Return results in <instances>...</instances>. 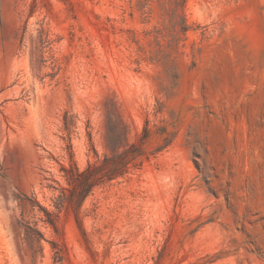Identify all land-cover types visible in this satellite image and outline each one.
<instances>
[{
	"label": "rangeland",
	"instance_id": "374dc122",
	"mask_svg": "<svg viewBox=\"0 0 264 264\" xmlns=\"http://www.w3.org/2000/svg\"><path fill=\"white\" fill-rule=\"evenodd\" d=\"M0 264H264V0H0Z\"/></svg>",
	"mask_w": 264,
	"mask_h": 264
},
{
	"label": "trees",
	"instance_id": "16d2710c",
	"mask_svg": "<svg viewBox=\"0 0 264 264\" xmlns=\"http://www.w3.org/2000/svg\"><path fill=\"white\" fill-rule=\"evenodd\" d=\"M181 31L183 33L187 32V26H186L185 23H182ZM62 170H63V172L65 174L64 176H65V178L67 179L68 182L70 181V179H75L79 183L83 184V187H82L83 190H88V188H90L92 186L90 184V181H88V179H87L88 175H89V172L79 173L77 168L74 166V164L70 165L69 169H65L64 167H62ZM46 214H47V216H49L48 213H46ZM48 222L52 225V221L50 219H48Z\"/></svg>",
	"mask_w": 264,
	"mask_h": 264
}]
</instances>
